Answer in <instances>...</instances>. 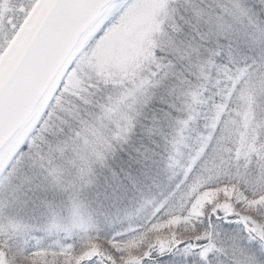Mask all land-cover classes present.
<instances>
[{
    "label": "snow or ice",
    "instance_id": "6c2138e0",
    "mask_svg": "<svg viewBox=\"0 0 264 264\" xmlns=\"http://www.w3.org/2000/svg\"><path fill=\"white\" fill-rule=\"evenodd\" d=\"M0 264H264V0H0Z\"/></svg>",
    "mask_w": 264,
    "mask_h": 264
}]
</instances>
